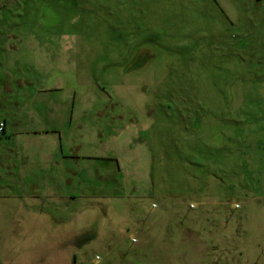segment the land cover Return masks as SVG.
<instances>
[{
	"label": "rangeland",
	"instance_id": "374dc122",
	"mask_svg": "<svg viewBox=\"0 0 264 264\" xmlns=\"http://www.w3.org/2000/svg\"><path fill=\"white\" fill-rule=\"evenodd\" d=\"M0 37L61 125L1 137L0 264H264V0H0Z\"/></svg>",
	"mask_w": 264,
	"mask_h": 264
},
{
	"label": "crops",
	"instance_id": "0c3cea01",
	"mask_svg": "<svg viewBox=\"0 0 264 264\" xmlns=\"http://www.w3.org/2000/svg\"><path fill=\"white\" fill-rule=\"evenodd\" d=\"M3 41V38L0 37V42ZM5 60L3 58H0V61ZM17 63V62H16ZM14 63V64H16ZM0 84L2 85L4 82L3 80H0ZM32 104H36V106H32ZM15 102L14 101H6V102H1L0 101V122L3 121L6 124L5 127V135L8 134V136L11 138V141H16L18 143H20V138H23L25 136H30L31 138H33L35 140V133L36 132H40V131H44V130H48V129H52L55 125H59L57 123L54 122L53 117L50 115L45 116V120L47 122V126L45 127V129H36L34 127V125H36V121L34 119V117L31 115V113L36 112V113H44L46 111L48 112H52L50 111L48 108H45V106L49 105L48 101H36V100H27L25 101V103L22 106L25 107H30L31 110H22L19 111V109H13V107L15 106ZM63 105V104H62ZM15 113H19L20 116H15ZM41 119H44V115L41 114L40 115ZM61 126V125H59ZM1 136V137H3ZM61 136H58V140L56 142H60V138ZM0 140H3L2 138H0ZM10 150H12L13 152H10V158L12 157L13 162L17 163L15 172L10 173V176L7 177L6 174L5 177H7V179L9 181H13V179L17 178V180L19 181H24L25 178H29V175L27 173H21V169L20 168V164H19V156H21L23 158V156L21 155V153L27 154L25 157H27L28 155H31L33 158H35V153L33 151L30 150H26V151H20L19 146H15L10 148ZM56 148H53V152H56ZM43 154H41L40 158H42ZM7 160H8V156ZM52 160V159H51ZM23 169L28 170L31 169L29 168L28 165L23 166ZM17 173V175L15 176V174ZM31 179H33V174ZM263 257H264V251H263Z\"/></svg>",
	"mask_w": 264,
	"mask_h": 264
},
{
	"label": "built area",
	"instance_id": "2783aa9c",
	"mask_svg": "<svg viewBox=\"0 0 264 264\" xmlns=\"http://www.w3.org/2000/svg\"><path fill=\"white\" fill-rule=\"evenodd\" d=\"M5 123L4 122H0V134H2L5 131Z\"/></svg>",
	"mask_w": 264,
	"mask_h": 264
},
{
	"label": "trees",
	"instance_id": "16d2710c",
	"mask_svg": "<svg viewBox=\"0 0 264 264\" xmlns=\"http://www.w3.org/2000/svg\"><path fill=\"white\" fill-rule=\"evenodd\" d=\"M14 4V3H13ZM13 4H11V5H13ZM14 8H16V9H18V5L15 3V7ZM21 14H18V16H20ZM5 134V131L2 133V134H0V138H1V136H3Z\"/></svg>",
	"mask_w": 264,
	"mask_h": 264
},
{
	"label": "clouds",
	"instance_id": "9594fccd",
	"mask_svg": "<svg viewBox=\"0 0 264 264\" xmlns=\"http://www.w3.org/2000/svg\"><path fill=\"white\" fill-rule=\"evenodd\" d=\"M1 122H3V121H1ZM5 126H6V124H5Z\"/></svg>",
	"mask_w": 264,
	"mask_h": 264
}]
</instances>
